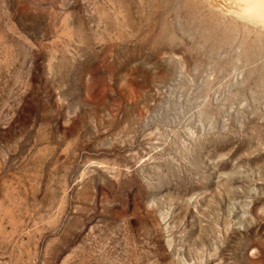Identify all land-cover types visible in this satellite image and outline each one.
I'll list each match as a JSON object with an SVG mask.
<instances>
[{"label":"rangeland","instance_id":"374dc122","mask_svg":"<svg viewBox=\"0 0 264 264\" xmlns=\"http://www.w3.org/2000/svg\"><path fill=\"white\" fill-rule=\"evenodd\" d=\"M234 4L0 0V264H264V24Z\"/></svg>","mask_w":264,"mask_h":264},{"label":"bare ground","instance_id":"6f19581e","mask_svg":"<svg viewBox=\"0 0 264 264\" xmlns=\"http://www.w3.org/2000/svg\"><path fill=\"white\" fill-rule=\"evenodd\" d=\"M231 1L236 4V10H238L236 13L242 19L248 20V22H261L264 24V0H230V2Z\"/></svg>","mask_w":264,"mask_h":264}]
</instances>
